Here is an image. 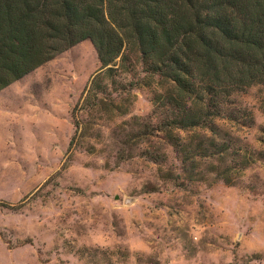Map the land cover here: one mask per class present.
<instances>
[{
    "label": "rangeland",
    "instance_id": "374dc122",
    "mask_svg": "<svg viewBox=\"0 0 264 264\" xmlns=\"http://www.w3.org/2000/svg\"><path fill=\"white\" fill-rule=\"evenodd\" d=\"M100 68L85 40L0 91V264H264V87L231 97L245 127L217 121L249 164L199 159L190 176L163 134L139 137L172 85L138 56L117 111L75 112Z\"/></svg>",
    "mask_w": 264,
    "mask_h": 264
},
{
    "label": "trees",
    "instance_id": "16d2710c",
    "mask_svg": "<svg viewBox=\"0 0 264 264\" xmlns=\"http://www.w3.org/2000/svg\"><path fill=\"white\" fill-rule=\"evenodd\" d=\"M85 40L101 68L75 112L117 111L111 92L131 90L117 80L136 55L172 85L154 101L165 117L150 132L144 124L139 137L163 134L190 176L199 159L249 164L217 121L245 127L248 113L231 97L264 87V0H0V91ZM75 128L70 148L86 140L83 122Z\"/></svg>",
    "mask_w": 264,
    "mask_h": 264
}]
</instances>
